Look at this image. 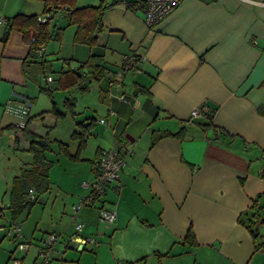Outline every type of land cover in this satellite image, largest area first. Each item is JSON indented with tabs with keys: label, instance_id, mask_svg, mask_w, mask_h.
<instances>
[{
	"label": "crops",
	"instance_id": "crops-1",
	"mask_svg": "<svg viewBox=\"0 0 264 264\" xmlns=\"http://www.w3.org/2000/svg\"><path fill=\"white\" fill-rule=\"evenodd\" d=\"M107 2L91 45L75 41L77 24L66 6L56 9L47 24L59 37L37 53L47 67L40 72L31 64L26 75L29 44L11 19L43 13L45 2L0 0V220L19 221L20 239L30 241L20 249L16 238L0 233V264L11 255L38 261L39 239L48 232L60 234L49 264H264V246L255 247L239 221L264 192V0H181L151 28L145 9H130L129 0ZM129 53L144 56L141 71L123 72L116 85ZM91 57L103 74L85 78L81 88L66 70ZM12 92L28 97L30 108L7 102ZM202 102L212 115L189 120ZM38 140L58 149L59 178L52 181L55 162L44 150L49 189L12 214V180L32 164L29 147ZM117 142L124 161L119 179L74 214L72 206L89 193L82 182ZM100 206L115 211L111 223L99 219Z\"/></svg>",
	"mask_w": 264,
	"mask_h": 264
},
{
	"label": "trees",
	"instance_id": "trees-1",
	"mask_svg": "<svg viewBox=\"0 0 264 264\" xmlns=\"http://www.w3.org/2000/svg\"><path fill=\"white\" fill-rule=\"evenodd\" d=\"M44 2V12L51 11L52 14L55 13L56 9L65 8L66 6L65 9L68 12L69 22L77 24L74 34L75 41L89 45L96 42V34L101 27L102 14L108 7L107 0H100L96 5L86 6L76 5L75 0H44ZM145 5V0H129L128 2V6L132 10H144ZM11 24L18 26V29L22 32L24 41L29 44V57L28 60H24L25 74L29 75V72H31L30 68H28L29 65L32 67L31 64H35L37 71L44 72L47 63L45 64L44 61H40L37 58L38 50L42 45L47 43L51 36L58 38L60 34L59 29L52 30V32L49 31L47 22L38 21L36 14L15 15L11 19ZM94 59V57H91V59L85 63H81L76 68L66 70L67 73H74L75 81L73 82L75 84H83L82 81L85 78L92 80L100 79L103 74V68L96 64ZM80 68L84 69V71H81ZM81 88H86V84L81 85ZM45 89L51 90L49 86H46ZM212 112L211 109V114L208 117L212 115ZM90 124H93V119L87 125L85 124V127L83 124L82 134L85 135V131ZM82 142L83 140H81L80 145ZM40 143L39 140L38 142L32 141L29 147L33 152L32 164L29 167H24L21 173L12 180L9 205L12 214L19 213L26 207L29 208L37 199L36 196L49 189L50 162L44 157L47 143ZM29 189H32V192ZM98 199L96 198L94 201ZM1 218L2 216H0ZM239 221L249 230L255 247L264 246V192H260L253 197L250 206L240 214ZM0 224H5V221L0 220ZM0 233L4 234L3 232ZM186 239L189 241L194 240L191 231L187 234Z\"/></svg>",
	"mask_w": 264,
	"mask_h": 264
},
{
	"label": "built area",
	"instance_id": "built-area-1",
	"mask_svg": "<svg viewBox=\"0 0 264 264\" xmlns=\"http://www.w3.org/2000/svg\"><path fill=\"white\" fill-rule=\"evenodd\" d=\"M181 0H145L144 10V23L147 27L151 28L158 22L163 20L179 3ZM52 12H43L37 15V20L40 22H49L52 19ZM1 20V19H0ZM144 59L143 55H137L135 53H129L122 59L121 67L118 70L117 79L115 84H120V75L125 71H132L134 74L141 71L139 63ZM46 80H51V76L47 75ZM123 101L127 99L123 96H119ZM11 99L23 102L24 111L28 110L31 106V101L28 97L12 92L7 102ZM211 114V108L207 103L202 102L197 106L192 107L189 113V120H193L199 116L208 117ZM26 118L20 119L17 123V127H23L26 124ZM100 122L105 123L104 118L99 119ZM131 153L130 149H125ZM122 143L117 142L113 147L104 150L98 160L96 161L93 169V176L90 180L83 181L82 185L89 188V193L86 197L81 198L76 204L72 206L73 213L76 214L79 209L88 202H93L94 199L100 198L106 193V189L110 183H113L119 179L120 171L124 165L122 158ZM32 192V189H29ZM3 210V203L0 200V213ZM99 219L103 222L111 223L115 218V211L111 208L100 206L98 209ZM83 227L82 222H75V229L81 230ZM0 232L5 235L16 238V247L20 249H27L30 245V241L20 239L21 237V225L16 219L8 220L5 224H0ZM60 234L56 232H48L43 234L39 239L37 257L38 261L34 263H26L22 258L11 255L7 264H49L51 260V253L54 250V243L58 240ZM92 241V238L88 239ZM32 242V241H31Z\"/></svg>",
	"mask_w": 264,
	"mask_h": 264
},
{
	"label": "rangeland",
	"instance_id": "rangeland-1",
	"mask_svg": "<svg viewBox=\"0 0 264 264\" xmlns=\"http://www.w3.org/2000/svg\"><path fill=\"white\" fill-rule=\"evenodd\" d=\"M92 145H93V142H92V139H90V141L88 142V148H87V152L86 153H90L91 152V150H92ZM58 150V149H57ZM57 150H55V151H49L48 149L46 150V151H48L49 153H48V158H51V159H53L54 160V162H55V166L53 167V165H51V167H50V169L53 167V169H52V173H51V176H52V181H54V182H56V180H57V178H59L58 177V175H56V172L60 169V167H61V161L60 162H58L55 158H56V155L58 154V151ZM94 169V168H93ZM92 176H93V174H92ZM55 189H57L56 187H55ZM55 191V190H54ZM46 192V191H45ZM45 192H43V193H45ZM42 194V193H41ZM44 197V198H43ZM42 198V200H45V197L46 196H43ZM40 200V199H39ZM60 244V243H59ZM67 252V251H66ZM66 252H64L63 254H68V253H66ZM62 254V255H63ZM69 255H71V258H72V256H74V254L73 253H70ZM69 255H63V256H65V258H67V256H69ZM67 260V259H66ZM66 262H68V261H66Z\"/></svg>",
	"mask_w": 264,
	"mask_h": 264
},
{
	"label": "water",
	"instance_id": "water-1",
	"mask_svg": "<svg viewBox=\"0 0 264 264\" xmlns=\"http://www.w3.org/2000/svg\"><path fill=\"white\" fill-rule=\"evenodd\" d=\"M128 137V135H126Z\"/></svg>",
	"mask_w": 264,
	"mask_h": 264
}]
</instances>
